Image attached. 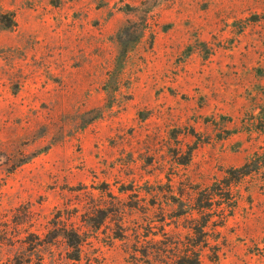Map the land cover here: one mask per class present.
<instances>
[{
	"label": "rangeland",
	"instance_id": "374dc122",
	"mask_svg": "<svg viewBox=\"0 0 264 264\" xmlns=\"http://www.w3.org/2000/svg\"><path fill=\"white\" fill-rule=\"evenodd\" d=\"M261 111L264 0H0V264H264Z\"/></svg>",
	"mask_w": 264,
	"mask_h": 264
},
{
	"label": "trees",
	"instance_id": "16d2710c",
	"mask_svg": "<svg viewBox=\"0 0 264 264\" xmlns=\"http://www.w3.org/2000/svg\"><path fill=\"white\" fill-rule=\"evenodd\" d=\"M258 122H259L258 130L264 133V111H261V117H259ZM263 169H264V148H261L260 152L259 151L255 152L254 155L249 160H247L246 163L242 167L233 171V174H235V172L237 173L238 176L236 177L235 180L239 182L241 179H244L249 175H252L254 173H260L261 170ZM234 178L235 177H232V179ZM231 184H232V181L227 182L225 186L223 187V189L218 188V190H223L225 193H213L211 194V198H209V200H213L215 198L214 195L219 196L220 200H224L225 197H228L229 199V194H231L230 193ZM211 204L212 202H208V205H206L207 207L202 206L199 210L208 209ZM223 218L225 219V217ZM204 226L206 225L204 224Z\"/></svg>",
	"mask_w": 264,
	"mask_h": 264
}]
</instances>
